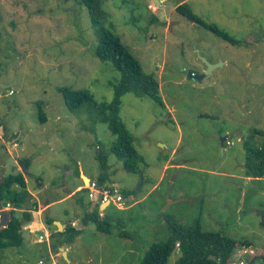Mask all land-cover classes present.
<instances>
[{
	"label": "rangeland",
	"instance_id": "rangeland-1",
	"mask_svg": "<svg viewBox=\"0 0 264 264\" xmlns=\"http://www.w3.org/2000/svg\"><path fill=\"white\" fill-rule=\"evenodd\" d=\"M182 3L240 44L188 20L176 10ZM102 7L104 24L154 75L165 104L134 93L121 98L119 115L144 158L143 176L109 152L115 136L96 108L72 111L57 89H88L100 104L111 100L109 82L119 78L93 54L96 34L74 0H0V134L19 135L17 145L0 140V174L15 172L24 157L45 184L81 183V166L92 180L109 172L105 186L127 192L120 209H107L109 233L95 223L79 232L69 251L76 264H140L150 244L168 237L167 216L189 224L199 215L203 230L250 242L255 257L244 258L261 264L264 177L244 174L243 142L264 140V0H162L158 7L104 0ZM42 255L33 246L0 248V264H38ZM177 257L173 251L168 264Z\"/></svg>",
	"mask_w": 264,
	"mask_h": 264
},
{
	"label": "trees",
	"instance_id": "trees-1",
	"mask_svg": "<svg viewBox=\"0 0 264 264\" xmlns=\"http://www.w3.org/2000/svg\"><path fill=\"white\" fill-rule=\"evenodd\" d=\"M74 1L86 7L91 27L96 34L93 54L103 62H110L119 73V78L116 82H109L113 87L111 100L100 102V104L88 89L71 86H60L57 89L67 108L72 111L78 110L85 104L96 108L95 111L102 122L107 124L108 129L115 136L109 152L121 161L122 168L127 172L140 173L143 176L140 165L144 163V158L135 149L133 135L126 129L119 115L121 98L125 93H134L138 96H146L160 107H164V101L159 93V83L152 73L143 69L137 57L122 43L120 37L104 24L107 17V11L102 7L104 0ZM176 10L188 20L200 24L230 43L240 44L238 39L217 25L201 19L185 3L177 5ZM41 118L43 119V115ZM243 148L245 152L244 174L254 179L264 177V140L260 145H254L249 140H245ZM98 157L103 159L105 155L98 153ZM103 163L102 169L106 168ZM109 176V172L100 174L96 184H103ZM122 194L126 196L127 192L122 191ZM29 197L30 194L26 189V182L21 172H11L2 177L0 201L9 202L15 208H21L27 203ZM8 214L7 227H0V248L19 243L20 219L13 209L9 210ZM87 215L86 221L94 222L98 230L109 233L108 219L99 217L97 211L88 212ZM23 219H29V213L25 210ZM166 225L169 232L168 237L163 242L150 244L140 264H168L173 251L178 252L176 264H226L232 258L237 245H250V242L245 239H235L219 230H203L200 215L189 224L167 216ZM64 233H69V237L72 238L76 230L69 227ZM261 264H264V254L261 255Z\"/></svg>",
	"mask_w": 264,
	"mask_h": 264
},
{
	"label": "crops",
	"instance_id": "crops-1",
	"mask_svg": "<svg viewBox=\"0 0 264 264\" xmlns=\"http://www.w3.org/2000/svg\"><path fill=\"white\" fill-rule=\"evenodd\" d=\"M3 87L6 86L3 85ZM17 138H19V135L9 137L6 133L0 134V140L7 145H11V141H13V145H17ZM16 162V171H14L23 174L26 182V189L30 197L27 203L21 208H15L9 202H6L11 205L10 208L6 209L7 214L9 210L13 209L15 215L20 219V228L18 231L19 243L1 249L23 246L29 249L33 246L38 250L43 249L46 254V256H40L38 264H60L57 257L62 258V256L64 257L62 260L65 264H76V262L69 257V251L75 252L73 251V244L79 232L88 223H94L92 221H86V217H88L87 213L97 211L99 217L110 220L113 219V217H109L106 213L110 205L115 206L117 209H120L121 206L119 203H99L97 200L89 199L88 192L90 190V184L92 182L96 183L97 178L92 180L89 176L84 174L81 166L78 172V176L81 177V183L73 184L71 181L67 180L55 182L53 178L49 184H45L41 175H34L28 171L31 165V159H24L23 157L16 160ZM3 176L4 175L0 174V181ZM28 177L32 181V186L29 184ZM109 179L110 177L104 182L112 183L111 180L108 181ZM98 186L106 187L104 183ZM138 188L139 187H137V189ZM124 200H127L126 196ZM6 203L1 201V207H4ZM24 210L29 213V219H23ZM111 212H113V210ZM7 225H0V227H7ZM69 227H73L76 230L72 238L69 237V233H64ZM36 235L38 236L36 237ZM62 245H64L62 249L63 252L60 249ZM20 255L21 254L18 253V258L21 257ZM47 261H50V263ZM89 261H91V259H88V262Z\"/></svg>",
	"mask_w": 264,
	"mask_h": 264
},
{
	"label": "built area",
	"instance_id": "built-area-1",
	"mask_svg": "<svg viewBox=\"0 0 264 264\" xmlns=\"http://www.w3.org/2000/svg\"><path fill=\"white\" fill-rule=\"evenodd\" d=\"M89 199L97 200L99 203L102 202H114L120 203L122 202L125 197L122 193L116 191L115 189H111L110 187H101L98 186L95 182L90 184V190L88 192ZM11 205L6 203L4 207L0 208L1 210H5L10 208ZM252 246H244V245H237L233 251L232 258L226 264H249L244 258V255H250L255 257V251L251 248ZM253 261V259L251 260ZM253 264V262H252Z\"/></svg>",
	"mask_w": 264,
	"mask_h": 264
},
{
	"label": "water",
	"instance_id": "water-1",
	"mask_svg": "<svg viewBox=\"0 0 264 264\" xmlns=\"http://www.w3.org/2000/svg\"><path fill=\"white\" fill-rule=\"evenodd\" d=\"M152 1L154 2V4H155L156 7H158V6L160 5V3H161L160 0H152ZM205 63L207 64L208 68H211V67L213 66L212 64L208 63L207 61H205ZM208 72H209V70H208L206 73H208ZM189 75H191L192 77H195L196 79H200V78H202L205 74L203 73V74H201V75H196V74H194V73H189ZM5 86L8 87L9 85H5ZM223 138H224V139H227V136H225V137H223ZM224 139L221 140V144H223L222 141H223ZM0 208H1V201H0ZM7 223H8V214H7L6 211H1V212H0V225H4V226H6ZM63 248H64V245H62V246L60 247L61 251H62ZM62 252H63V251H62ZM249 264H252V261H250Z\"/></svg>",
	"mask_w": 264,
	"mask_h": 264
},
{
	"label": "clouds",
	"instance_id": "clouds-1",
	"mask_svg": "<svg viewBox=\"0 0 264 264\" xmlns=\"http://www.w3.org/2000/svg\"><path fill=\"white\" fill-rule=\"evenodd\" d=\"M110 188H112V187H110ZM112 189H114V188H112ZM120 193H122V192H120ZM125 197V196H124ZM253 262V261H252Z\"/></svg>",
	"mask_w": 264,
	"mask_h": 264
},
{
	"label": "bare ground",
	"instance_id": "bare-ground-1",
	"mask_svg": "<svg viewBox=\"0 0 264 264\" xmlns=\"http://www.w3.org/2000/svg\"><path fill=\"white\" fill-rule=\"evenodd\" d=\"M86 181H87V179H86Z\"/></svg>",
	"mask_w": 264,
	"mask_h": 264
}]
</instances>
